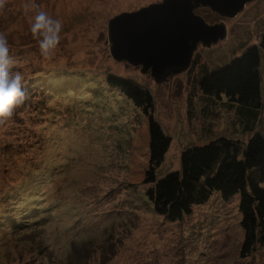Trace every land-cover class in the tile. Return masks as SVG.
<instances>
[{"label":"rangeland","instance_id":"obj_1","mask_svg":"<svg viewBox=\"0 0 264 264\" xmlns=\"http://www.w3.org/2000/svg\"><path fill=\"white\" fill-rule=\"evenodd\" d=\"M160 1L34 0L64 25L50 60L32 38L27 0H8L0 13L13 71L26 85L25 101L0 125V264H264V243L241 255L238 195L225 201L215 192L175 222L154 212L146 195L154 183H145L148 117L106 82L111 73L151 92L154 116L172 137L158 178L180 168L187 147L222 136L247 142L252 131L242 130L237 108L224 96L209 107L195 84L204 68L223 66L260 42L264 0L233 18L197 9L210 24L224 21L227 38L199 44L188 70L157 83L141 65L113 58L107 25ZM72 75L88 85L62 95L49 90L50 78ZM256 128L264 134V109Z\"/></svg>","mask_w":264,"mask_h":264},{"label":"trees","instance_id":"obj_2","mask_svg":"<svg viewBox=\"0 0 264 264\" xmlns=\"http://www.w3.org/2000/svg\"><path fill=\"white\" fill-rule=\"evenodd\" d=\"M263 54L264 34L258 44L245 47L229 63L213 70L204 68L195 84L209 107L214 96H224L230 107L237 108L242 130L252 131L249 140L222 136L187 147L181 153L180 168L160 178L156 171L169 151L172 137L154 116L151 92L128 77L110 73L106 78L110 86L119 89L148 117L150 156L145 183H154L146 190L154 212L175 222L190 215L195 206L205 204L215 192L225 201L238 195L244 231L242 256L264 243V134L256 128L264 109ZM61 78L52 77L47 83L49 90L59 93L56 95L69 93L70 87L80 91L88 85L82 83L85 76Z\"/></svg>","mask_w":264,"mask_h":264},{"label":"water","instance_id":"obj_3","mask_svg":"<svg viewBox=\"0 0 264 264\" xmlns=\"http://www.w3.org/2000/svg\"><path fill=\"white\" fill-rule=\"evenodd\" d=\"M253 0H162L108 21V46L116 61L141 65L157 83L191 67L199 44L211 46L228 36L224 21L210 24L197 14L209 8L236 17Z\"/></svg>","mask_w":264,"mask_h":264},{"label":"clouds","instance_id":"obj_4","mask_svg":"<svg viewBox=\"0 0 264 264\" xmlns=\"http://www.w3.org/2000/svg\"><path fill=\"white\" fill-rule=\"evenodd\" d=\"M7 3L8 0H0V13L5 10ZM23 10L40 55L50 60L62 40L63 22L41 10L34 0H27ZM14 67L16 62L10 55L7 34L0 31V125H4L13 116L15 108L26 99L25 78L21 71H13Z\"/></svg>","mask_w":264,"mask_h":264}]
</instances>
